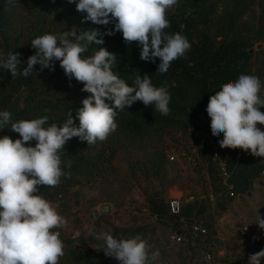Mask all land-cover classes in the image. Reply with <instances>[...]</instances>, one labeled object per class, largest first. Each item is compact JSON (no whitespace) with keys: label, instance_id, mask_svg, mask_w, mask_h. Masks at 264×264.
<instances>
[{"label":"trees","instance_id":"16d2710c","mask_svg":"<svg viewBox=\"0 0 264 264\" xmlns=\"http://www.w3.org/2000/svg\"><path fill=\"white\" fill-rule=\"evenodd\" d=\"M254 5L261 8V24L243 19L245 13L253 11ZM190 12H194L191 19L188 18ZM85 15L86 13L78 12L76 4L69 3L68 0H0V57L6 58L9 52H19V67L23 70L27 67L28 57L35 54L31 41L38 36L64 33L69 31L67 27L72 23L77 24L78 31L99 29L101 33H105L110 29L114 30V24L111 23L107 26L95 25L91 21L82 23ZM166 15L170 26L164 30L165 33H180L191 44L184 56L172 61L166 73L157 70L159 58L154 62L141 60L138 42L125 43L120 32L112 36L104 35L102 45H92L84 53L85 56H90L101 47L114 53L116 60L113 71L129 86H134L137 76L143 78L147 75L154 87H166L171 96L170 113L163 116L155 111L154 105L145 106L137 101L125 111L118 112L117 128L106 140H97L93 145L75 137L69 140L60 155L63 162L61 166L65 172H70V176L61 177L57 187L41 186L38 193L61 216L69 213L76 203V200L70 199L74 196L73 188L81 184L94 186L105 175L114 162L120 145L126 140L137 143L139 148H146L147 154L143 156V162L136 164L144 179L165 177L170 156L165 139L176 134H193V147H198L197 157L202 159L206 157L211 143L218 145L225 166L232 173L231 178L235 176V190L246 188L249 181L258 177L262 171L259 169L264 165V158L255 157L243 150L238 154L235 149L220 147L219 140L223 136L212 135L206 107L210 96L215 95L223 84L235 82L241 74L257 76L264 85V58H259L264 54V49L261 48L258 52L252 50L254 44L264 40V0H183L180 6L169 9ZM254 56H257L256 61L253 60ZM54 69L41 70L37 64L29 76L13 77L0 67V111H9L13 121L31 120L46 115L49 124L58 125H62L70 115L78 127L77 110L83 107L82 100L90 94L82 91L81 82L74 78L70 80L64 74L59 61L54 62ZM260 95L264 97V87L261 88ZM259 110L264 112V107ZM199 113L203 114L202 118ZM257 127L264 131V125L258 124ZM203 129L208 133L207 146V138L199 135L204 132ZM3 136H9L13 140L20 138L18 133L11 130L10 125L0 130V138ZM30 144L35 146L36 141L33 140ZM68 161H71L70 169L65 167ZM207 171L212 173L213 167L209 165ZM175 179H178V175ZM147 203L157 219H174L172 233L181 230L186 240L200 235L187 232L181 226L184 224L182 218H191L195 203L184 206L179 204L177 213L172 211L171 205L168 208V205L154 197H149ZM198 211H206V206L201 203ZM103 217L105 216L96 219L95 225ZM192 221L196 222L195 219ZM207 231L202 236L210 234L215 237L212 229L207 228ZM123 233L125 234V230L115 227L112 235L120 239ZM88 235L92 241L95 240L96 234ZM59 238L64 243V255L59 259V264H100V245L94 249L89 248L83 234L78 237V245L69 236H61V233ZM243 248L247 253L244 264H248L250 255L264 249V239L259 240L252 249L245 242ZM180 258L184 261L185 257ZM226 264L233 262L227 261Z\"/></svg>","mask_w":264,"mask_h":264},{"label":"clouds","instance_id":"9594fccd","mask_svg":"<svg viewBox=\"0 0 264 264\" xmlns=\"http://www.w3.org/2000/svg\"><path fill=\"white\" fill-rule=\"evenodd\" d=\"M11 2V0H9ZM76 10L86 13L82 23L107 26L114 30L101 33L99 29L77 30L44 34L31 41L35 54L28 57L27 67L20 69L19 52L0 57V67L15 76H29L34 66L54 71V62L71 80L83 84L89 93L82 100L76 116L79 126L69 115L62 125L48 123V116L31 120H12V114L0 111V130L10 125L19 139L0 138V264H59L64 255L60 233L53 231L66 224L51 203L39 195L41 186L57 187L61 177L70 176L62 168L60 153L72 138L93 145L104 141L116 130L118 112L130 108L137 101L145 106L154 105L163 116L170 113L171 96L166 87H154L149 76H137L129 86L114 71L116 55L106 48L85 56L90 46L102 45L103 36L122 33L125 43L138 42L140 59L154 62L159 58L158 72L166 73L173 60L185 55L191 44L180 33L168 35L170 26L167 11L178 6L179 0H68ZM71 37V38H70ZM99 37V38H98ZM259 77L241 74L235 82L223 84L210 96L206 112L210 117L213 136L223 134L221 148L241 149L255 157L264 158V97L260 92ZM106 101H110L108 103ZM35 140V146L30 142ZM27 145V146H26ZM71 168V161L65 165ZM258 227L264 230V218L257 217ZM98 239L104 241L105 255L120 264H153L159 250L140 236L114 238L109 232ZM264 249L249 256L248 264H260Z\"/></svg>","mask_w":264,"mask_h":264},{"label":"rangeland","instance_id":"374dc122","mask_svg":"<svg viewBox=\"0 0 264 264\" xmlns=\"http://www.w3.org/2000/svg\"><path fill=\"white\" fill-rule=\"evenodd\" d=\"M243 19L261 24V8L254 5L253 11L245 13ZM73 28L77 29V24L72 23L67 27L69 31ZM259 44L261 47H258ZM261 48L264 49V40L254 44L252 50L258 52ZM259 58H264V54ZM256 59L257 56H254L253 60ZM220 135L223 136L222 133ZM192 136L176 134L166 137L168 154L175 155L176 159L168 158L164 178L149 179H144L136 167V164L143 162L146 148H139L137 143L126 140L120 145L105 175L94 186L81 184L77 189L73 188L74 196L70 199L76 200V203L69 213L63 215L66 224L57 231L63 237L69 236L76 245L81 234L85 236L89 248L100 245V264H120L115 258L105 255L104 241L98 239L104 232L112 234L115 227L125 230L120 239L140 236L150 245L151 251L159 250V258L153 264H226L227 261L244 264L247 260L243 248L245 242L252 249L259 240L264 239V230L256 224L258 216L264 218V174L260 172L246 188H236L238 196L229 197L221 192L223 175L211 157L209 146L206 157H197L198 147H193ZM203 138L207 137L204 135ZM209 165L213 167L212 173L207 171ZM261 169H264V165ZM176 175L178 179L174 180ZM231 181L236 183L234 175ZM211 196L215 199L212 200ZM149 197L163 202L168 208L169 205L172 208L174 201L182 206L195 203L191 218L215 230V237L210 234L206 237L194 235L192 239L174 242L171 238L174 219H157L148 206ZM104 203L111 205V212L102 215L105 217L95 225L92 211ZM201 203L206 206V211L202 213L198 211ZM189 224L184 222L181 226L191 232ZM244 226L250 228L245 237L239 234V229ZM93 227L96 228L94 241L88 235ZM74 233L79 235L73 238ZM207 249L212 254L209 260L204 258ZM181 256L185 257L184 261Z\"/></svg>","mask_w":264,"mask_h":264},{"label":"built area","instance_id":"2783aa9c","mask_svg":"<svg viewBox=\"0 0 264 264\" xmlns=\"http://www.w3.org/2000/svg\"><path fill=\"white\" fill-rule=\"evenodd\" d=\"M0 52H1V48H0ZM201 135H205L206 137L208 136L207 131H204L200 134ZM210 154L212 159L216 162V165L218 167V169L222 172L223 175V179H222V193L227 194L229 197H236L238 196L236 190H235V184L231 181V175L232 173L230 171L227 170L226 166H225V161L222 158L221 152L219 150L218 145L211 143L210 144ZM238 154H240L241 149H235ZM170 160H175L176 157L173 154H170L169 156ZM262 174H264V169L261 171ZM211 199L214 200L215 198L213 196H211ZM214 211V210H213ZM263 218V217H262ZM257 222V220H256ZM191 232L192 233H196V234H200V235H206L207 234V228L200 222L196 221L193 222L190 226ZM249 226H244L242 228L239 229V234L241 236H245L248 232H249ZM79 235V233H74L73 234V238L77 237ZM171 238L174 242L176 243H180L182 241H185L186 238L184 235L180 234H176V233H172ZM211 251L209 249H207L205 251V255L204 258L205 260H209L211 258Z\"/></svg>","mask_w":264,"mask_h":264},{"label":"water","instance_id":"95a60500","mask_svg":"<svg viewBox=\"0 0 264 264\" xmlns=\"http://www.w3.org/2000/svg\"><path fill=\"white\" fill-rule=\"evenodd\" d=\"M182 1L183 0H180L179 1V4H178L179 6L182 4ZM193 16H194V12H190L188 14V18L189 19H191ZM258 47H261V45L259 44ZM202 116H203V114L202 113H199V117L202 118ZM200 134L201 133H199V135ZM172 210L175 213H177L179 211V204H178L177 201L172 202ZM110 212H111V205L109 203H104V204H101L98 209H94L92 211V214H93V217L95 219H98L100 216L105 215V214H109ZM182 220L184 222H186V223H190V224L192 223V218H186V217H184V218H182ZM95 230H96V228L93 227L91 229V232L94 233ZM216 233L217 232L215 230H213V234H216ZM176 234L180 235L181 234V230H177L176 231Z\"/></svg>","mask_w":264,"mask_h":264},{"label":"crops","instance_id":"0c3cea01","mask_svg":"<svg viewBox=\"0 0 264 264\" xmlns=\"http://www.w3.org/2000/svg\"><path fill=\"white\" fill-rule=\"evenodd\" d=\"M79 187V186H78ZM78 187H76V189L78 188ZM80 206V205H79ZM262 264H264V259H262Z\"/></svg>","mask_w":264,"mask_h":264}]
</instances>
